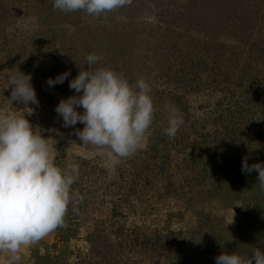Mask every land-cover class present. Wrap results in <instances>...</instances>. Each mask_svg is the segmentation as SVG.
Wrapping results in <instances>:
<instances>
[{
	"label": "rangeland",
	"instance_id": "obj_1",
	"mask_svg": "<svg viewBox=\"0 0 264 264\" xmlns=\"http://www.w3.org/2000/svg\"><path fill=\"white\" fill-rule=\"evenodd\" d=\"M90 53L130 83L145 78L156 108L146 148L122 159L115 173L79 140L84 125L64 127L55 111L61 99L80 95L69 81L87 69ZM17 70L31 75L39 101L27 105L31 114L8 102L7 81ZM66 72L62 84L48 85ZM170 105L184 119L174 139L165 133ZM11 107L56 147L60 167L80 166L72 188L83 200L69 204L39 264H215L224 244L244 257L264 251L258 173L247 174L257 188L223 204L198 191L208 179L196 180L201 175L189 168L197 148L232 138L247 158L255 156L251 163L264 165V0H132L99 17L62 12L53 0H0V113ZM205 241L215 242L208 259L199 250Z\"/></svg>",
	"mask_w": 264,
	"mask_h": 264
},
{
	"label": "clouds",
	"instance_id": "obj_2",
	"mask_svg": "<svg viewBox=\"0 0 264 264\" xmlns=\"http://www.w3.org/2000/svg\"><path fill=\"white\" fill-rule=\"evenodd\" d=\"M132 0H53V7L65 13L83 11L92 17L130 6ZM71 33L74 26L65 25ZM77 76L69 81V88L80 95L61 99L55 111L63 118L64 127L84 125L76 135L91 146V155H101L107 167L115 173L122 159L146 148L153 123L152 89L143 77L135 83L112 67L104 65L102 57L90 53L84 58ZM69 73L49 78L48 85L62 84ZM31 75L17 70L10 76L12 101L25 105L39 104L30 83ZM78 108L84 111L80 113ZM169 139H174L184 119L179 109L167 106ZM25 118V111L11 109L0 113V252L9 255V264L19 261L22 248L37 244L49 233L65 226L68 206L83 197L74 193L72 185L79 178L78 163L60 167L59 152L41 135L40 130ZM242 171L258 173V183L264 188V165H248L242 160ZM234 216V215H233ZM233 222V217L230 223ZM215 264H264V251L256 248L250 257L238 252H222Z\"/></svg>",
	"mask_w": 264,
	"mask_h": 264
},
{
	"label": "trees",
	"instance_id": "obj_3",
	"mask_svg": "<svg viewBox=\"0 0 264 264\" xmlns=\"http://www.w3.org/2000/svg\"><path fill=\"white\" fill-rule=\"evenodd\" d=\"M242 146L241 140L227 139L219 143L218 146L209 147H199L193 153H190L189 163L193 164L189 168L194 174L201 175L200 178L195 177L196 180L208 179L206 186H200L198 191L203 193H210V195L215 193L223 201V204H229L234 200L242 198L243 195L251 193V191L258 185L255 181L247 177L248 173L242 171V160L247 159V163L251 166L256 162L255 156L247 158L244 153L241 152ZM254 172V171H252ZM251 172V173H252ZM264 193V188L262 194ZM195 194V191H194ZM248 195V194H247ZM247 210L246 204H241L236 207V216L241 217L245 215ZM242 232V231H241ZM246 233V230H244ZM212 241H205L204 244H199L200 251L203 253L202 256L205 257L208 252H212L214 247ZM246 246L245 242H242V249ZM219 253L227 252L228 250L238 249L228 248V245L218 246ZM243 250H240L243 253ZM214 251L212 252V254ZM230 253V252H228ZM244 255V254H240ZM201 257V256H200ZM208 256H206L207 258ZM212 258V256H210ZM202 258V257H201ZM200 258V259H201ZM208 259V258H207Z\"/></svg>",
	"mask_w": 264,
	"mask_h": 264
},
{
	"label": "crops",
	"instance_id": "obj_4",
	"mask_svg": "<svg viewBox=\"0 0 264 264\" xmlns=\"http://www.w3.org/2000/svg\"><path fill=\"white\" fill-rule=\"evenodd\" d=\"M54 240L55 231L49 233L37 244L22 248L19 253L20 259L14 262V264H39V262H37V257L51 251ZM9 260L10 257L8 254L0 252V264H9Z\"/></svg>",
	"mask_w": 264,
	"mask_h": 264
}]
</instances>
